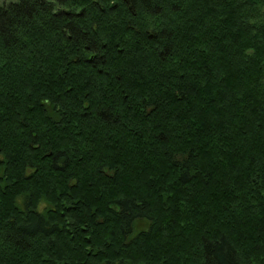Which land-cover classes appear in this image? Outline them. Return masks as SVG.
Instances as JSON below:
<instances>
[{
    "label": "trees",
    "instance_id": "16d2710c",
    "mask_svg": "<svg viewBox=\"0 0 264 264\" xmlns=\"http://www.w3.org/2000/svg\"><path fill=\"white\" fill-rule=\"evenodd\" d=\"M0 264H264V0L0 3Z\"/></svg>",
    "mask_w": 264,
    "mask_h": 264
},
{
    "label": "rangeland",
    "instance_id": "374dc122",
    "mask_svg": "<svg viewBox=\"0 0 264 264\" xmlns=\"http://www.w3.org/2000/svg\"><path fill=\"white\" fill-rule=\"evenodd\" d=\"M10 1H14V0H0V3H8V2H10Z\"/></svg>",
    "mask_w": 264,
    "mask_h": 264
}]
</instances>
